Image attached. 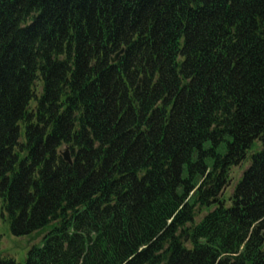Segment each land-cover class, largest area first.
Returning <instances> with one entry per match:
<instances>
[{"label":"trees","instance_id":"trees-1","mask_svg":"<svg viewBox=\"0 0 264 264\" xmlns=\"http://www.w3.org/2000/svg\"><path fill=\"white\" fill-rule=\"evenodd\" d=\"M0 215L24 264H264V0H0Z\"/></svg>","mask_w":264,"mask_h":264},{"label":"rangeland","instance_id":"rangeland-1","mask_svg":"<svg viewBox=\"0 0 264 264\" xmlns=\"http://www.w3.org/2000/svg\"><path fill=\"white\" fill-rule=\"evenodd\" d=\"M240 170H237V174ZM241 175V173H240ZM233 189V188H232ZM232 192V191H231ZM0 255L3 257L14 258L19 264H24L28 251L33 244L38 243L31 236L17 237L10 229L8 221H4L0 215ZM41 243V242H40Z\"/></svg>","mask_w":264,"mask_h":264},{"label":"water","instance_id":"water-1","mask_svg":"<svg viewBox=\"0 0 264 264\" xmlns=\"http://www.w3.org/2000/svg\"><path fill=\"white\" fill-rule=\"evenodd\" d=\"M123 52H124V49L122 48L119 52H117V53L112 57V61L117 60ZM62 154H63V156L65 157V159H66L69 163H72V158H71V156H70V153H69V149H68V148H65V150L62 151Z\"/></svg>","mask_w":264,"mask_h":264}]
</instances>
